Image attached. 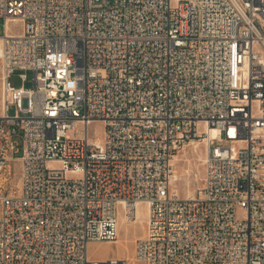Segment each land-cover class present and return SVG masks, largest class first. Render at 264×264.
<instances>
[{
    "label": "built area",
    "instance_id": "1",
    "mask_svg": "<svg viewBox=\"0 0 264 264\" xmlns=\"http://www.w3.org/2000/svg\"><path fill=\"white\" fill-rule=\"evenodd\" d=\"M1 21L0 264H131L89 244L139 201L137 263L264 264V0H0ZM194 140L186 197L174 161Z\"/></svg>",
    "mask_w": 264,
    "mask_h": 264
},
{
    "label": "rangeland",
    "instance_id": "2",
    "mask_svg": "<svg viewBox=\"0 0 264 264\" xmlns=\"http://www.w3.org/2000/svg\"><path fill=\"white\" fill-rule=\"evenodd\" d=\"M3 33V24L0 22V34ZM16 74H26V80L24 82L25 87L33 86V71L30 69H17ZM15 105H11L9 108L10 113H14ZM91 129H95L96 133L102 132V125L97 123L91 126ZM15 140L18 142L17 151L15 156L22 155V135H15ZM215 143V142H214ZM222 143V142H221ZM183 157L178 161L177 167L179 173L182 175L180 179L173 184V187L177 189L180 195L190 196L198 191L202 186L203 172H204V147L203 145L193 150L192 148H186L183 152ZM187 158V159H186ZM11 168V173L9 170ZM7 168L2 175V180L8 189L18 188L20 182V164L18 161L11 163V167ZM189 170V171H186ZM194 171V172H193ZM139 214V215H138ZM136 221H127L122 215H120V236L116 243L108 242H91L89 244V252L94 258L106 259L111 256L125 258L130 257L135 253V239L143 234L145 228L147 208L145 204H140L136 208ZM140 264V263H138Z\"/></svg>",
    "mask_w": 264,
    "mask_h": 264
},
{
    "label": "bare ground",
    "instance_id": "3",
    "mask_svg": "<svg viewBox=\"0 0 264 264\" xmlns=\"http://www.w3.org/2000/svg\"><path fill=\"white\" fill-rule=\"evenodd\" d=\"M0 44H1V39H0ZM206 144H207V140H202V141H200V140H194V141H192V142H190L187 146H185V147H183L180 151H179V153L176 155V158H175V161H174V168H175V178H174V180L172 181V186H173V184L175 183V182H177L179 179H180V177L182 176L180 173H179V171H178V167H177V163H178V161L179 160H181L182 159V157H183V152H184V150H186V148H192L193 150H195L196 148H199L200 146H202L203 145V147H204V158H203V161H204V159H205V155H206ZM187 159V158H186ZM204 163V162H203ZM204 167V166H203ZM190 170V169H189ZM189 170H186L185 169V172L186 171H189ZM204 171H205V167H204ZM194 172V171H193ZM203 177H204V172H203ZM18 186H20V182H19V185ZM174 188V187H173ZM175 189V188H174ZM177 190V189H176ZM197 193V192H196ZM196 193H194V194H192V195H190V196H195L196 195ZM190 196H187V197H190ZM140 204H145L146 205V208H147V216H146V221H147V218H148V210H149V207H148V204L146 203V202H143V201H139L137 204H136V208L140 205ZM122 215V214H121ZM139 215V214H138ZM122 217L125 219V220H127V221H136V219H137V215H136V218L135 219H133V220H129V219H127L124 215H122ZM146 224V223H145ZM145 231H146V228H145ZM145 234V232L141 235V236H139V237H142L143 235ZM119 236H120V222H119V234H118V238H119ZM139 237H137V238H139ZM118 238H117V240H118ZM136 238V239H137ZM135 239V240H136ZM117 240L115 241V243L117 242ZM108 243H112V242H108ZM134 244H135V241H134ZM125 258H127L130 262H131V264H138L137 263V261H136V259H135V255L133 254L132 256H130V257H125Z\"/></svg>",
    "mask_w": 264,
    "mask_h": 264
},
{
    "label": "crops",
    "instance_id": "4",
    "mask_svg": "<svg viewBox=\"0 0 264 264\" xmlns=\"http://www.w3.org/2000/svg\"><path fill=\"white\" fill-rule=\"evenodd\" d=\"M145 228H146V224H145ZM145 228H144V230H143V233L145 232Z\"/></svg>",
    "mask_w": 264,
    "mask_h": 264
}]
</instances>
